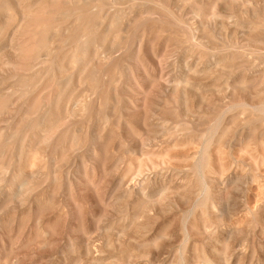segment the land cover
I'll use <instances>...</instances> for the list:
<instances>
[{"label": "rangeland", "instance_id": "obj_1", "mask_svg": "<svg viewBox=\"0 0 264 264\" xmlns=\"http://www.w3.org/2000/svg\"><path fill=\"white\" fill-rule=\"evenodd\" d=\"M99 1L0 0V264H264V0Z\"/></svg>", "mask_w": 264, "mask_h": 264}, {"label": "bare ground", "instance_id": "obj_2", "mask_svg": "<svg viewBox=\"0 0 264 264\" xmlns=\"http://www.w3.org/2000/svg\"><path fill=\"white\" fill-rule=\"evenodd\" d=\"M35 1H36V0H35ZM71 1L73 2L74 0H71ZM69 2H70V1H69ZM78 2L81 3V5H83V3H84L85 5H87L88 7H90L89 9H86V12H84V15H85L86 13H88L90 9H93L94 7L100 6V1H99V0H78ZM0 3H2V2H0ZM44 3H45V2H44ZM75 3H76V0H75ZM97 3H98V4H97ZM1 5H2V4H1ZM70 5H71V4H70ZM81 5H80V7L83 9V7H82ZM92 5H93V6H92ZM101 5H102V4H101ZM3 6H5V5H3ZM6 6H7V5H6ZM37 6H39V5L37 4ZM46 6H48V5L46 4ZM46 6H45V7H46ZM74 6H75V5H74ZM7 7H8V6H7ZM7 7H6L5 9H7ZM48 7H49V6H48ZM48 7H46V8H48ZM70 7H71V6H70ZM70 7H69V8H70ZM77 7H79V4H78ZM163 7H164V6H163ZM38 8H39V7H38ZM67 8H68V7H67ZM72 8H73V7H72ZM81 8H77V9L74 8V9H73V13H72V15H73V14H74V15H75V14L77 15L78 12L82 15L83 12L81 13V11H82ZM85 8H86V7H85ZM1 9H2V11L5 10V9H3V7H1L0 10H1ZM32 9H33V8H32ZM36 9H37V8H36ZM44 9H45V8H44ZM65 9H66V8H65ZM80 9H81V10H80ZM37 10H38V9H37ZM41 10H43V8H41ZM41 10H40V11H41ZM68 10H69V9H68ZM68 10H67V11H68ZM6 11H7V10H6ZM6 11H5V12H6ZM34 11H35V10H34ZM44 11H46V12H50L49 10H44ZM69 11H70V10H69ZM87 11H88V12H87ZM23 12H24V11H23ZM25 12H26V11H25ZM35 12H36V11H35ZM38 12H39V10H38ZM64 12H65V11H64ZM154 12H155V11H154ZM62 13H63V11H62ZM63 14H64V13H63ZM65 14L71 17V14H67V13H65ZM96 14H97V13H96ZM96 14H95V16H96ZM154 14H156V13H154ZM17 15H18V14H17ZM127 15H128V14H127ZM157 15L159 16V14H157ZM95 16H93V18H96ZM107 16H108V15H107ZM124 16H126V15H124ZM150 16H152V15L150 14ZM158 16H157V17L155 16V18H157V19L159 20L160 18H159ZM193 16H194V14H193ZM213 16H215V15H213ZM91 17H92V16H91ZM115 17H116V15H115ZM119 17H121V16H119ZM218 17H219V16H218ZM73 18H74V17H73ZM88 18H89V17H88ZM123 18H124V17H123ZM153 18H154V17H153ZM153 18H152V19H153ZM213 18H214V17H213ZM20 19H21V18H20ZM23 19H24V18H23ZM25 19H26V21H28V20H27V17H26ZM77 19H78L77 21H80V20H79V19H80L79 17H78ZM89 19H90V18H89ZM119 19H121V18H119ZM150 19H151V18H150ZM217 19H218V18H217ZM217 19H216V20H217ZM35 20H36V19H35ZM74 20H75V19H74ZM116 20H117V19H116ZM154 20L156 21V19H154ZM154 20H153V21H154ZM23 21L25 22V20H23ZM47 21H49V20H47ZM90 21H92V19H91ZM113 21H114V20H113ZM176 21H177V20H176ZM24 22H23V23H24ZM44 22H45V19H44ZM52 22H53V20H52ZM80 22H81V21H80ZM108 22H109V21H108ZM108 22H107V23H108ZM117 22H118L117 24H119V20H117ZM164 22H165V21H164ZM198 22H199V21H198ZM70 23H71V22H70ZM74 23H75V22H74ZM76 23H77V22H76ZM81 23H82V22H81ZM112 23H113V22H112ZM183 23H184V22H183ZM185 23H186V22H185ZM188 23H189V22H188ZM191 23H192V22H191ZM50 24H53V23H51V21H50ZM110 24H111V22H110ZM113 24H114V23H113ZM115 24H116V21H115ZM186 24H187V23H186ZM72 25H73V24H72ZM72 25H71V27H72ZM86 25H87V24H86ZM74 26H75V25H74ZM78 26H80V24L77 23V30H78ZM94 26H95V24H94ZM111 26H112V25H111ZM191 26H192V25H191ZM213 26H214V25H213ZM87 27H88V26L85 27V25H84L83 28L85 29V28H87ZM98 27H99V26H98ZM202 28H203V26H202ZM71 29H72V28H70V30H71ZM84 29H83V30H84ZM91 29H92V28H91ZM193 29H196V28H193ZM67 30H68V29H67ZM81 30H82V25H81ZM83 30H82V31H83ZM85 30H86V29H85ZM98 30H100V28H99ZM190 30H191V27H190ZM213 30H214V29H213ZM82 31H80V32H82ZM87 31H88V30H87ZM127 31H129V30H127ZM72 32H73V31H72ZM80 32H79V33H80ZM193 32H194V33H193ZM196 32H197V31H195V30L191 32V34H190V39H191V41L193 40V41L196 42V44H198L197 41H196V39H197L196 36H198V35H195V34H197V33H199V32H197V33H196ZM82 33H83V32H82ZM82 33H80V34L82 35ZM90 33H91V32H90ZM90 33H89V34H90ZM95 33H97V32H94V34H95ZM143 33H144V32H143ZM73 34H74V33H73ZM80 34H78V35L80 36ZM92 34H93V33H92ZM144 35H145V34H144ZM41 36H42V35H41ZM43 36H45V35H43ZM80 37H81V36H80ZM80 37H78V38H79V40H78V41H79V46L77 47L76 45H74V46L77 47V49H75V47H74V49H75V51L77 52V51L79 50V48H80L81 52H83V53H87V51L89 50V46H88L87 43H86V40H85L86 37H85V38H84L83 36H82L81 38H80ZM199 37H200V36H199ZM42 38H43V37H42ZM75 38H76V37H75ZM88 38H90V37H88ZM95 38H96V36H95ZM141 38H143V36H142ZM45 39H46V38H45ZM64 39H65V38H64ZM96 39H97V38H96ZM143 39H144V38H143ZM143 39H142V40H143ZM201 39H202V38H201ZM73 40H74V39H73ZM75 40H76V39H75ZM97 40H98V39H97ZM142 40H140V43H138V45H139V46H138V50H137L138 54L141 53V52H142V49H143V41H142ZM144 40H145V39H144ZM38 41H39V40H38ZM78 41H77V42H78ZM42 42H43V43H42ZM42 42H41V43L44 44L45 40L43 39ZM48 42H49V41H48ZM98 42H99V41H98ZM138 42H139V41H138ZM198 42H199V41H198ZM69 43H70V42H69ZM75 43H76V42H75ZM75 43H74V44H75ZM90 43H91V42H90ZM192 43H193V42H192ZM42 44H41V46H42ZM71 44H72V43H71ZM77 44H78V43H77ZM97 44H98V43H97ZM39 45H40V44H39ZM94 45H95V44L93 43V46H94ZM193 45H194V43H193ZM193 45H192V46H193ZM36 46H37V45H36ZM41 46H39V47H41ZM47 46H49V45H47ZM194 46H196V45H194ZM43 47H44V45H43ZM43 47H41V48H39V49L41 50V49H43ZM56 47H57V46H56ZM62 47H63V45H62ZM208 47H209V46H208ZM71 48H72V47H71ZM61 49H62V48H61ZM98 49H99V48H98ZM45 50H46V49H45ZM115 50H116V49H115ZM212 50H213V49H212ZM212 50H210V51H212ZM71 51H72V50H71ZM73 51H74V50H73ZM73 51H72V52H73ZM112 51H113V50H112ZM119 51H120V50H119ZM42 52H43V51L41 50V51H40L41 54H37V56L39 55V57H38V59H37V57H36V60H38V62H39L40 65H38V67H37V65H35V67H37V68H35V69H38V68H39V69H42V70H45V69H46V68H43V67H45L44 62H45V64H46V61H47L46 59H47V58H45V55H43ZM68 52H69V51H68ZM116 52H117V51H116ZM36 53H39V52H36ZM46 53H47V52H46ZM59 53H60V52H59ZM109 53H110V52H109ZM111 53H112V52H111ZM114 53H115V52H114ZM114 53H113V54H114ZM51 54H52V53H51ZM46 55H47V54H46ZM60 55H61V54H60ZM117 55H118V54H117ZM140 55H141V54H140ZM41 56H44L45 60H44L43 57H42V58H43V59H42ZM55 56H57V55L55 54ZM70 56H71V55H70ZM92 56H93V55H92ZM138 56H139V55H138ZM50 57H51V56H48L49 59H50ZM210 57H211V56H210ZM212 57H213V56H212ZM69 58H70V57H69ZM196 58H197V57H196ZM49 59H48V60H49ZM71 59H72V58H71ZM73 59H74V57H73ZM190 59H191V58H190ZM111 60H112V55L110 54V56H107V57H106V62H110ZM188 60H189V59H188ZM188 60H187V61H188ZM34 61H35V58H34ZM112 61H113V60H112ZM117 61H118V60H117ZM206 61H208V60H206ZM56 62H57V61H56ZM62 62H63V61H62ZM211 62H212V61H211ZM47 63H48V61H47ZM49 63L51 64V62H49ZM147 63H148V62H147ZM209 63H210V62H209ZM184 64H185V63H184ZM52 65H53V64H52ZM136 65H139V64H136ZM140 65H141V64H140ZM207 65H208V64H207ZM48 66H51V65H49V64L46 65V67H48ZM85 66H86V65H85ZM110 66H111V65H110ZM117 66H118V65H117ZM134 66H135V65H134ZM191 66H192V65H191ZM52 67H53V66H51L50 69H52ZM138 67H139V66H138ZM134 68H135V67H134ZM73 69H74V68H73ZM130 69H132V68H130ZM130 69H129V70H130ZM184 69H185V68H184ZM197 69H198V68H197ZM120 70H121V69H120ZM129 70H128V71H129ZM133 70H135V69H133ZM133 70H132V71H133ZM194 70H195V69H194ZM130 71H131V70H130ZM140 71H141V70H140ZM177 71H178V70H177ZM133 72H135V71H133ZM136 72H137V71H136ZM195 72H196V71H195ZM128 73H130L129 75H131V72H128ZM128 73H127V74H128ZM44 74H45V73H44ZM134 74H137V73H134ZM160 75H161V74H160ZM88 76H89V75H88ZM132 76H133V73H132ZM132 76H131V79H133ZM137 76H138V75H137ZM148 76H149V75H148ZM139 77L142 78V76H139ZM134 78H135V77H134ZM136 78H137V77H136ZM171 78H172V77H168V78L164 79V83H165L166 88H167V87H171V85H172V83H173ZM89 79H90V78H89ZM137 79H138V78H137ZM137 79H136V80H137ZM133 80H134V79H133ZM133 80H131V81L133 82ZM139 80H140V79H139ZM143 80H144V79H143ZM176 80H177V79H176ZM179 82H180V81H179ZM134 83H135L136 85H138V87H139V85H140V81L137 80V81H134ZM141 84H142V83H141ZM175 86H176V85H175ZM175 86H174V87H175ZM141 87L143 88V85H142ZM136 88H137V87H136ZM139 88H140V87H139ZM139 88H138V89H139ZM171 88H172V87H171ZM262 92H263V91H262ZM260 93H261V92H260ZM241 95H242V94H241ZM243 101H244V100H243ZM251 102H252V101H251ZM263 102H264V101H263ZM47 103H48V102H47ZM233 104H234V103H233ZM236 105H238V104H236ZM243 105H244V104H243ZM262 106H263V105H262ZM54 108H55V107H54ZM211 108H212V107H211ZM228 108H229V107H228ZM257 108H258V107H257ZM209 109H210V108H209ZM261 109H262V108H261ZM43 110H44V109H43ZM231 110H232V109H231ZM54 111H55V110H54ZM261 111H264V110H260V112H261ZM226 112H227V111H226ZM224 114H225V113H224ZM47 116H48V115H47ZM47 116H46V117H47ZM47 118H48V117H47ZM42 119H43V118H42ZM45 120H46V119H45ZM42 122H45V121L43 120V121H41V123H42ZM41 123H40V124H41ZM36 124L39 125V122H38V123L36 122ZM42 124H43V123H42ZM38 125H37V126H38ZM37 126H35L34 129H35ZM32 127H33V125H32ZM38 127H39V126H38ZM38 127H37V128H38ZM40 127H41V126H40ZM29 129L31 130V128H29ZM38 129H39V128H38ZM26 130H27V129H26ZM30 130H29V132H30ZM211 130H212V129H211ZM213 132H215V131H213ZM32 133H33V131H32ZM209 135H211V132H210ZM26 138H27V137H26ZM43 141H44V140H43ZM61 143H62V142H61ZM59 144H60V143H59ZM138 190H139V189H138ZM141 191H142V190H141ZM143 191H144V189H143ZM131 193H133V194H135V195H139V194H140V190L137 191V190L135 189V190H133ZM140 195H141V194H140ZM138 197H139V196H138Z\"/></svg>", "mask_w": 264, "mask_h": 264}]
</instances>
